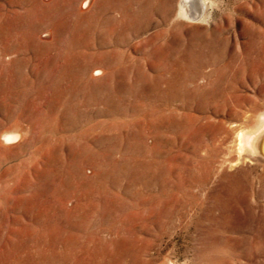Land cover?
Listing matches in <instances>:
<instances>
[{"label":"rangeland","instance_id":"374dc122","mask_svg":"<svg viewBox=\"0 0 264 264\" xmlns=\"http://www.w3.org/2000/svg\"><path fill=\"white\" fill-rule=\"evenodd\" d=\"M24 1L29 4L31 0ZM37 1L40 5L43 3L42 8L48 11L58 5L69 10L71 14L68 17L63 15L64 21L75 22L82 31L71 34L72 37L61 36L56 32L55 20L43 25L38 19L35 21L38 27L35 37L22 39L23 51L19 54L10 50L0 52V134H5L7 130V134L21 137L8 144L0 142V232L8 242L7 248L16 242L24 226L38 230L44 221L50 224L61 219L65 221L68 216H77L84 204H93L98 206L99 235L107 239L119 238L130 248L133 240L135 247L137 244L145 249L141 253L144 264H264V158L252 155L246 148L241 149L240 144V137L245 132L254 131L260 114L264 112V0H202L206 20L199 22L177 15L181 0H159L158 6L149 14H142V17L133 14L139 0H78L76 7L80 15H75L65 0ZM26 3L22 0H0V24L4 23L3 15L7 12V16L15 12L25 13L29 7ZM158 33L161 36H157ZM195 41L200 44L194 45L196 52L191 60L194 63L198 60L196 65L207 64L199 78L188 86L182 85L183 80H180L181 85L170 91L164 81L156 87V79H170L174 74L166 70V61L182 60ZM58 44L61 48L67 44L68 56L77 59L75 62L85 73V79L81 81H87V86L71 89L64 82L65 94L50 86L54 75L45 67V59L58 57ZM18 57L30 58L22 73L10 66L6 71L5 64L9 65ZM35 57L40 59L35 61ZM212 60H216L213 66ZM252 61H257V73L237 70L239 66H249ZM227 64L234 65L233 70L227 71V78H231L227 79L224 75L220 86H212L211 80L216 79L211 75L212 71H221ZM196 65L191 66L189 71L198 67ZM96 69H103L105 73L95 75L93 71ZM181 75L183 79L185 74ZM169 114L173 115L171 128L167 127L164 119ZM181 127L191 132L192 140L185 139ZM84 146H89L91 152L99 153L101 160L105 157L127 165L122 169L119 168L121 165L109 168L102 179L96 157L90 156L81 163L85 157ZM170 157L175 163L168 162ZM71 174H76L85 182H100L103 191L99 192L100 195L97 193L90 203L77 190L65 195L66 190L71 189ZM167 176L170 178L166 179ZM150 205L161 206L165 214L156 218ZM137 217L148 221L157 219L160 225L137 221ZM114 222L119 226L113 227ZM134 237L138 240L134 241ZM122 239H125L124 242Z\"/></svg>","mask_w":264,"mask_h":264},{"label":"bare ground","instance_id":"6f19581e","mask_svg":"<svg viewBox=\"0 0 264 264\" xmlns=\"http://www.w3.org/2000/svg\"><path fill=\"white\" fill-rule=\"evenodd\" d=\"M78 0H65L66 5H68V7L70 9H72L75 15H80V13L77 12V7H76V3ZM88 1V0H86ZM94 1V0H93ZM129 1V0H128ZM173 1V0H172ZM62 2V1H61ZM158 2H160L159 0H139L137 2V7L135 10V13H133L134 15L138 16V17H142V14H149L150 12H152L157 6H158ZM18 3V2H17ZM22 3H26L24 0H22ZM45 3V2H44ZM164 3V2H163ZM21 4V3H20ZM27 4V3H26ZM32 4V5H30ZM115 4V3H114ZM133 4V3H132ZM22 5V4H21ZM25 5V4H24ZM29 7L26 9L25 13H18L15 12L12 16H7L9 13L7 12V15H3V17L5 18V21L3 24H0V52L4 53L8 50H10L11 52L15 53V54H19L21 51L24 50L25 46H23L22 44V39L25 40L28 38H34L35 34H36V29L38 28L37 25L35 24V21L40 19L39 21H42L43 25L44 24H48L49 22H52V20H55V24H56V32L57 34H61V36H69L71 34H74L76 32H81L82 28H79V26H77L75 24V22H65L64 21V17L63 15H67V17L69 16L70 11L69 10H65L64 8H61L59 5L58 6H54L53 8H51L50 11H48L45 8H42L41 5H43V3L40 5V2L38 3L37 0H34L32 2V0L30 1L29 4H27ZM116 6V5H115ZM168 6V5H167ZM205 4L202 3V0H181L180 5H179V9H178V13L177 15L184 18V19H188V20H192V21H205L206 17H205V13H204V8ZM24 7V6H23ZM22 7V9H23ZM26 7V6H25ZM64 7V5H63ZM119 7V6H118ZM131 7V6H130ZM122 8V7H121ZM133 8V7H132ZM168 8V7H167ZM68 9V8H67ZM118 9V8H117ZM116 9V10H117ZM129 9V8H128ZM159 9V8H158ZM110 10V9H109ZM125 10V9H124ZM158 11V10H157ZM51 12V13H50ZM206 12V11H205ZM6 13V12H5ZM72 13V14H73ZM120 13V12H119ZM168 13V12H167ZM124 14V13H123ZM129 14V13H128ZM132 15V14H131ZM167 15V14H166ZM127 16V15H126ZM112 17V16H111ZM125 17V15H124ZM167 17V16H166ZM165 17V18H166ZM145 18V17H144ZM104 19V18H102ZM125 19V18H124ZM67 20V19H66ZM79 20V19H78ZM105 20V19H104ZM167 20V19H165ZM2 21V20H1ZM91 21V20H90ZM89 21V22H90ZM100 21V20H99ZM142 21V20H141ZM37 22V21H36ZM92 22V21H91ZM41 23V22H40ZM95 23V22H94ZM98 23V22H97ZM117 23V22H116ZM103 24V23H102ZM139 24V23H138ZM181 24V23H180ZM99 25V24H98ZM112 25H114L112 23ZM145 25V24H144ZM81 26V25H80ZM91 26V25H90ZM95 26V25H94ZM110 26V25H109ZM37 27V28H36ZM46 27V26H45ZM117 27V25H116ZM115 27V28H116ZM141 27V26H140ZM40 28V27H39ZM85 28V27H84ZM93 28V27H92ZM95 28V27H94ZM48 29V28H47ZM48 32V31H47ZM159 32V31H158ZM52 33V32H51ZM98 33V32H97ZM48 34V33H47ZM50 35V34H48ZM55 35V34H54ZM77 35V34H76ZM79 35V34H78ZM77 35V36H78ZM51 36V35H50ZM53 36V35H52ZM59 36V35H58ZM85 36V35H84ZM157 36H161V33H158ZM72 37V35H71ZM75 37V36H74ZM73 37V38H74ZM25 38V39H24ZM56 39V38H55ZM69 39V38H68ZM197 39V38H196ZM57 40V39H56ZM71 40V39H70ZM164 40V39H163ZM51 41V40H50ZM159 41V40H158ZM205 41V40H204ZM211 41V40H210ZM34 42V41H33ZM55 42V41H54ZM61 42V41H60ZM69 42V41H68ZM86 42V41H85ZM26 43V42H24ZM74 43V42H73ZM203 43V42H202ZM209 43V42H208ZM60 44V43H59ZM58 44V57H49L47 59H45L47 62H45L46 66L49 70L52 71L54 78L52 81V83L50 84V86L53 87H57L58 90L60 91V93H64V88L63 83L67 82L68 85L71 87V89L73 88H77L78 86H87L88 83H85L87 81H81L84 78V71L83 69H80V66L75 62V57H69L68 55L70 54V52L66 49L68 46L67 43L65 45H63V48H61ZM195 44H200V42L195 41L193 43V47L191 46L190 50H188L186 52L185 57L183 56L182 60H180L178 62V59H168L166 61V65L165 68L167 71H169L171 74L174 72V74L171 76L170 79H163V78H158L156 79V87H159L160 84L162 83V81H164L166 83V86L168 87V90L170 91V89H174L176 88V86L181 85V83L179 82L180 80L182 81V85L184 86H188V83L190 84L191 82L195 81V79L203 73V68L207 65L205 64H200L198 65V67L193 68L192 71L190 67L193 65H196V60L195 63L191 60L194 57V49L196 48L194 45ZM219 44V43H218ZM73 45V44H72ZM184 45V44H183ZM183 45H181L180 47H182ZM190 45V44H189ZM188 45V46H189ZM216 45V44H215ZM62 46V44H61ZM77 46V45H76ZM82 46V45H81ZM86 46V45H85ZM88 46V45H87ZM153 46V45H152ZM171 46V45H170ZM207 46V45H206ZM218 46V45H217ZM83 47V46H82ZM80 47V48H82ZM174 47V46H173ZM185 47V45H184ZM183 47V48H184ZM263 47V46H262ZM72 48V47H71ZM86 48V47H85ZM152 48V47H151ZM221 48V47H220ZM253 48V46H252ZM27 49V48H26ZM45 49V48H44ZM48 49V48H47ZM46 49V50H47ZM83 49V48H82ZM201 49V48H200ZM218 49V48H217ZM224 49V48H221ZM211 50V49H210ZM214 50V49H213ZM155 51V50H154ZM180 51V50H179ZM198 51V50H197ZM222 51V50H221ZM220 51V52H221ZM173 52V51H172ZM210 52V51H209ZM217 52V51H216ZM24 53V52H23ZM152 53V52H151ZM150 53V54H151ZM223 53V52H222ZM48 54V53H47ZM149 54V53H148ZM147 54V55H148ZM176 54V53H175ZM219 54V53H218ZM38 55V54H37ZM89 55V54H88ZM146 55V56H147ZM155 55V54H154ZM169 55V54H168ZM177 55V54H176ZM55 56V55H54ZM65 56V57H64ZM156 56V55H155ZM167 56V55H166ZM181 56V55H180ZM171 57V56H170ZM201 57V56H200ZM1 58V57H0ZM6 58V57H5ZM35 61L40 59V57H35ZM198 58V57H197ZM246 58V57H245ZM28 60H26V57H18L16 59H14L11 63H9V65H6L5 62V70L8 71L9 70V66L10 67H14L16 71L22 73V69L28 65V63L30 62V58L27 57ZM247 59V58H246ZM256 59V58H255ZM77 60V59H76ZM85 60V59H84ZM114 60V59H113ZM153 60V59H152ZM232 60V59H231ZM238 60V59H237ZM242 60V59H241ZM250 60V59H249ZM151 61V58H150ZM162 61V60H161ZM206 61V60H205ZM236 61V60H235ZM3 62V61H2ZM38 62V61H37ZM163 62V61H162ZM202 62V60L200 61ZM39 63V62H38ZM155 63V62H154ZM248 63V62H247ZM255 63V64H254ZM1 64V63H0ZM216 64V60H212L211 61V66ZM258 64H260V61L258 62ZM111 65V64H110ZM113 65V64H112ZM161 65V64H160ZM196 65V66H197ZM237 65V63H236ZM235 65V67H236ZM239 65V64H238ZM249 66H239L238 67V71H240L241 73H255L256 72V67L255 65H257V61H252L250 64L248 63ZM262 64H260L261 66ZM35 66V65H34ZM92 66V65H91ZM122 66V65H121ZM155 66V65H153ZM259 66V67H260ZM93 67V66H92ZM258 67V68H259ZM37 68V67H36ZM91 68V67H90ZM109 68V67H108ZM124 68V67H123ZM192 68V67H191ZM234 69V65L233 64H227L224 66V68H222L221 71L219 70H214L212 71L213 74L216 76V79L211 80V84L214 87H218L220 86L223 82V80L221 81V78L226 75V78L228 77L227 75V71L233 70ZM35 69V68H34ZM161 69V68H160ZM196 69V70H195ZM14 70V69H13ZM107 70V69H106ZM109 70V69H108ZM116 70V69H115ZM205 70V68H204ZM229 70V71H230ZM105 71V70H104ZM103 69H96L94 70V74L95 75H100L103 72ZM163 71V70H162ZM211 72V73H212ZM234 72V71H233ZM1 73V70H0ZM4 73V72H3ZM105 73V72H104ZM185 74L184 78H182V75L179 76L180 74ZM240 73V74H241ZM257 73V72H256ZM8 74V73H7ZM233 74V73H232ZM4 75V74H3ZM47 75V74H46ZM163 75V74H162ZM210 74H207L209 79L211 78ZM37 76V75H36ZM44 76V75H42ZM49 76V75H48ZM206 76V77H207ZM3 77V76H1ZM7 77V76H6ZM24 77V76H23ZM22 77V78H23ZM45 77V76H44ZM51 77V76H50ZM119 77V76H118ZM163 77V76H162ZM21 78V79H22ZM49 78V77H48ZM113 78V77H112ZM231 78V76L229 77ZM227 78V79H229ZM235 78V75H234ZM237 78V77H236ZM9 79V78H8ZM16 79V78H15ZM1 80V79H0ZM50 80V79H49ZM76 80V81H74ZM87 80V79H86ZM198 80V79H197ZM202 80V79H201ZM8 81V80H6ZM5 81V82H6ZM12 81V80H11ZM17 81V80H16ZM25 81V80H24ZM40 81V80H39ZM43 81V80H42ZM2 82V81H0ZM21 82V81H20ZM141 82V81H140ZM208 82V81H207ZM232 80L229 83V87L230 89L232 88ZM19 83V82H18ZM30 84H32L31 82H29ZM39 83V82H38ZM201 83V82H200ZM226 83V82H225ZM228 83V82H227ZM25 84V83H24ZM27 84V83H26ZM65 84V83H64ZM6 85V84H5ZM10 85V84H9ZM148 85V84H147ZM151 85V83H150ZM149 85V86H150ZM154 85V84H152ZM209 85V84H208ZM7 86V85H6ZM5 86V87H6ZM24 86V85H23ZM29 86V85H28ZM207 86V85H206ZM3 87V86H2ZM25 87V86H24ZM31 87V85H30ZM115 87V86H114ZM143 87V86H141ZM180 87V86H179ZM178 87V88H179ZM197 87V86H196ZM225 87V86H224ZM8 88V87H7ZM23 88V87H22ZM36 88V87H35ZM42 88V87H41ZM48 88V87H47ZM147 88V87H146ZM223 88V87H222ZM39 89V88H38ZM43 89V88H42ZM46 89V88H45ZM117 89V88H116ZM205 89V87H204ZM229 89V88H228ZM11 90V89H10ZM19 90V89H18ZM17 90V91H18ZM49 90V89H48ZM53 90V89H52ZM115 90V89H114ZM178 90V89H177ZM206 90V89H205ZM220 90V89H219ZM225 90V89H224ZM23 91V90H22ZM152 91V90H151ZM173 91V90H172ZM234 91V90H233ZM117 92V91H116ZM160 92V91H159ZM187 92V90H186ZM194 92V91H193ZM225 92V91H224ZM231 92V91H230ZM229 92V93H230ZM6 93V92H5ZM55 93V92H53ZM57 93V92H56ZM152 93V92H151ZM162 93V92H161ZM183 93V92H182ZM33 94V93H32ZM38 94H40L38 92ZM65 94V93H64ZM134 94V93H133ZM140 94V93H139ZM150 94V93H149ZM154 94V93H153ZM157 94H159L157 92ZM175 94V93H174ZM189 94V93H188ZM199 94V93H198ZM202 94V93H201ZM207 94V92H206ZM231 94V93H230ZM3 95V94H2ZM141 95V94H140ZM139 95V96H140ZM170 95V94H169ZM168 95V96H169ZM196 95V94H195ZM203 95V94H202ZM227 95V93H226ZM225 95V96H226ZM229 95V94H228ZM17 96V95H16ZM150 96V95H149ZM155 96V94H154ZM163 96V95H162ZM185 96V95H184ZM200 96V95H199ZM211 96V95H210ZM218 96V95H217ZM111 97V96H110ZM167 97V96H166ZM4 98V97H3ZM20 98V97H19ZM59 98V97H58ZM66 98V97H65ZM79 98V97H78ZM97 98V97H96ZM113 98V97H112ZM148 98V97H147ZM146 98V99H147ZM150 98V97H149ZM154 98V97H153ZM179 98V97H177ZM193 98V97H192ZM191 98V100H192ZM34 99V98H33ZM39 99V97H38ZM41 99V98H40ZM45 99V98H44ZM171 99V98H170ZM174 99V98H173ZM220 99V98H219ZM7 100V99H6ZM16 100V99H15ZM25 100V99H24ZM143 100V99H142ZM157 100V99H156ZM182 100V99H181ZM189 100V98H188ZM215 100V99H214ZM39 101V100H38ZM91 101V100H90ZM173 101V100H172ZM210 101V100H209ZM216 101V100H215ZM224 101V99H223ZM24 102V101H23ZM50 102V101H48ZM87 102V101H86ZM95 102V101H94ZM97 102V101H96ZM110 102V101H109ZM163 101H161L162 103ZM189 102V101H187ZM7 103V102H6ZM20 103V102H19ZM36 103V102H35ZM44 103V102H43ZM93 103V102H92ZM150 103V102H148ZM160 103V102H159ZM166 103V102H165ZM185 103V102H184ZM191 103V101H190ZM215 103V102H214ZM27 102L25 103L26 106ZM61 104V103H60ZM65 104V103H64ZM152 104V103H151ZM150 104V105H151ZM156 104V103H155ZM188 104V103H187ZM164 105V104H163ZM170 105V104H169ZM192 105V104H191ZM7 106V105H6ZM162 106V105H160ZM166 106V105H165ZM188 106V105H187ZM12 107V106H11ZM17 107V106H16ZM19 107V106H18ZM40 107V106H39ZM148 107V106H147ZM150 107V106H149ZM186 107V106H185ZM190 107V106H189ZM9 108V106H8ZM13 108V107H12ZM157 108V107H156ZM162 108V107H161ZM193 108V107H192ZM61 109V108H60ZM154 109V108H153ZM168 109V107H167ZM14 110V109H13ZM20 110V109H19ZM148 110V108L146 109ZM152 110V109H151ZM157 110V109H156ZM8 111V110H7ZM23 111V110H22ZM60 111V110H58ZM155 111V110H154ZM9 112V111H8ZM45 112V111H44ZM55 112V111H54ZM143 112H145L143 110ZM157 112V111H156ZM22 113V112H21ZM47 113V112H46ZM176 113V112H175ZM19 114V113H18ZM40 114V113H39ZM189 114V113H188ZM17 115V114H16ZM48 115V114H47ZM55 115V114H54ZM37 116V115H35ZM143 116V115H142ZM148 116V115H147ZM178 116V115H177ZM186 116V115H184ZM192 116V115H191ZM11 117V116H10ZM14 117V116H13ZM58 117V116H57ZM158 117V116H157ZM163 117V115H162ZM161 117V118H162ZM20 118V117H19ZM22 118V117H21ZM44 118V117H43ZM72 118V117H71ZM70 118V120H71ZM75 118V117H74ZM78 118V117H77ZM148 118V117H147ZM166 118V119H165ZM175 118V117H174ZM179 118V117H178ZM46 119V118H45ZM164 119L167 122V127L171 128L173 126V115H166L164 116ZM180 119V118H179ZM185 119V118H184ZM44 120V119H43ZM59 120V119H58ZM69 120V121H70ZM73 120V119H72ZM56 121V120H54ZM125 121V120H124ZM42 122V120H41ZM49 122V121H47ZM59 122V121H58ZM67 122V121H66ZM75 122V121H74ZM117 122V121H116ZM146 122V121H144ZM153 122V121H152ZM259 123L256 125V128L254 129V131L251 133H247L245 132V135H242L240 137V144H241V149H248L249 153H251L252 155H262L264 158V112L260 114L259 116ZM57 123V122H55ZM80 123V122H79ZM120 123V122H119ZM133 123V122H132ZM138 123V122H137ZM135 123V124H137ZM143 123V122H141ZM156 123V122H155ZM154 123V124H155ZM195 123V122H194ZM36 124V123H35ZM108 124V123H107ZM118 124V123H117ZM121 124V123H120ZM118 124V125H120ZM127 124V123H126ZM129 124V123H128ZM150 124V123H149ZM162 124V123H161ZM39 125V124H38ZM37 125V126H38ZM53 125V124H52ZM57 125V124H56ZM97 125V124H96ZM116 125V124H115ZM133 125V124H132ZM138 125V124H137ZM144 125V124H143ZM160 125V124H159ZM177 125V124H175ZM179 125V124H178ZM182 125V124H180ZM186 125V124H185ZM194 125V124H193ZM20 126V125H19ZM41 126V125H40ZM48 126V125H47ZM54 126V125H53ZM103 126V125H102ZM125 126V125H123ZM98 127V126H97ZM104 127V126H103ZM106 127V126H105ZM108 127V126H107ZM145 127V126H144ZM155 127V126H154ZM14 128V126H13ZM17 128V127H15ZM14 128V129H15ZM39 128V127H38ZM54 128V127H53ZM96 128V127H95ZM94 128V129H95ZM121 128V127H120ZM135 128V127H134ZM147 128V127H146ZM166 128V127H165ZM167 128V129H168ZM191 128V127H190ZM47 129V128H45ZM50 129V128H49ZM63 129V128H62ZM130 129V128H129ZM137 129V128H136ZM166 129V130H167ZM182 132L184 133V137L185 139H191V132H188V129L185 127H181ZM11 130V129H10ZM17 130V129H16ZM22 130V128H21ZM48 130V129H47ZM99 130V128L97 129ZM102 130V129H101ZM100 130V131H101ZM157 130V129H156ZM199 130V129H198ZM251 130V129H250ZM36 131V130H35ZM53 131V130H52ZM74 131V130H72ZM122 131V130H121ZM158 131V130H157ZM180 131V130H179ZM195 131V129H194ZM4 132V131H3ZM7 132V130H6ZM5 132V133H6ZM9 132V131H8ZM17 132V131H16ZM41 132V131H40ZM75 132V131H74ZM87 132V131H86ZM110 132V130H109ZM116 132V131H115ZM250 132V131H249ZM42 133V132H41ZM52 133V132H51ZM54 133V132H53ZM72 133V132H71ZM81 133V132H80ZM79 133V134H80ZM84 133V132H83ZM163 133V132H162ZM168 133V132H167ZM166 133V134H167ZM176 133V132H175ZM244 133V132H243ZM247 133V134H246ZM13 134V133H12ZM10 134V140L13 141L16 139V137L18 135H12ZM16 134V133H14ZM34 134V133H33ZM38 134V133H37ZM141 134V133H140ZM158 134V133H157ZM171 134V133H170ZM181 134V133H180ZM196 134V133H195ZM41 135V134H40ZM55 135V133H54ZM92 135V134H90ZM96 135V133H95ZM108 135V134H107ZM115 135V134H114ZM162 135V134H161ZM177 135V134H176ZM47 136V135H46ZM63 136V135H62ZM70 136V135H69ZM68 136V137H69ZM75 136V135H73ZM99 136V135H98ZM122 136V135H121ZM142 136V135H141ZM183 136V135H182ZM42 137V136H41ZM39 137V138H41ZM44 137V136H43ZM58 137V136H57ZM66 137V138H68ZM86 137V136H85ZM140 137V136H139ZM177 137V136H176ZM21 138V137H19ZM60 138V137H59ZM64 138V137H63ZM80 138V137H78ZM82 138V137H81ZM80 138V139H81ZM109 138V137H108ZM113 138V137H112ZM133 138V137H132ZM143 138V136H142ZM42 139V138H41ZM48 139V138H47ZM58 139V138H57ZM71 139V138H70ZM65 140V138H64ZM69 140V139H68ZM73 140V139H72ZM95 140V139H94ZM133 140V139H132ZM184 140V139H183ZM192 140V139H191ZM44 141V140H43ZM71 141V140H70ZM81 141V140H79ZM83 141V140H82ZM88 141V140H87ZM111 141V140H110ZM109 141V142H110ZM113 141V140H112ZM142 141V140H141ZM159 141V140H158ZM180 141V140H179ZM78 142V141H77ZM86 142V141H85ZM92 142V141H91ZM107 142V141H106ZM120 142V141H119ZM177 142V141H176ZM13 143V142H12ZM40 143V142H39ZM55 143V140H54ZM76 143V142H75ZM84 143V142H83ZM90 143V142H89ZM50 144V143H49ZM52 144V143H51ZM108 144V143H107ZM135 144V143H134ZM133 144V146H134ZM138 144V143H137ZM163 144V143H162ZM167 144V143H166ZM46 145V144H45ZM57 145V144H56ZM64 145V144H62ZM76 145V144H75ZM105 145V144H104ZM158 145V144H157ZM86 146V145H85ZM83 147L84 150V154L85 157L83 158L84 160H87L90 156L96 157L98 159V166L101 169V175L103 174L102 179H104L105 175L104 173H106L109 168L114 169L115 167L120 166L119 168H124L127 163H116L112 162L109 158H103V160H101L99 158V153H94L89 151L90 148L88 146V148ZM113 147V145H111ZM64 147V146H63ZM93 147V146H92ZM136 147V145L134 146ZM180 147V146H179ZM81 148V147H80ZM115 148V147H114ZM123 148V147H122ZM125 148V147H124ZM141 148V147H140ZM239 148V147H238ZM54 149V148H53ZM61 149V148H60ZM110 149V148H109ZM130 149V148H129ZM147 149V148H146ZM159 149V148H158ZM161 149V148H160ZM36 150V149H35ZM80 150V149H79ZM112 150V149H111ZM131 150V149H130ZM144 150V149H143ZM44 151V150H43ZM93 151V149H92ZM136 151V150H134ZM246 151V150H245ZM19 152V151H17ZM40 152V151H39ZM75 152V151H74ZM101 152V151H100ZM145 152V151H144ZM149 152V151H148ZM147 152V153H148ZM152 152V151H151ZM150 152V153H151ZM158 152V151H156ZM42 153V151H41ZM46 153V152H45ZM53 153V152H52ZM78 153V152H77ZM126 153V152H123ZM129 153V152H128ZM138 153V152H137ZM56 154V153H55ZM64 154V153H62ZM116 154V152H115ZM121 154V153H120ZM34 155V154H33ZM39 155V154H38ZM43 155V154H42ZM57 155V154H56ZM108 155V154H107ZM113 155V154H112ZM129 155V154H128ZM127 155V156H128ZM136 155V154H135ZM144 155V154H142ZM151 155V154H150ZM160 155V154H159ZM248 155V154H247ZM64 156V155H63ZM121 156V155H120ZM139 156V155H137ZM38 157V156H37ZM40 157V156H39ZM38 157V158H39ZM53 158V156H50ZM61 157V156H60ZM80 157V156H79ZM249 157V156H248ZM31 158V157H30ZM34 158V157H33ZM76 158V157H75ZM258 158V157H257ZM50 159V158H49ZM67 159V158H66ZM121 159V158H120ZM138 159V158H137ZM147 159V158H146ZM145 159V160H146ZM155 159V158H154ZM30 160V159H29ZM32 160V159H31ZM42 160V159H41ZM58 160V159H57ZM126 160V159H125ZM152 160V159H151ZM256 160V159H255ZM25 161V160H23ZM64 161V160H63ZM62 161V162H63ZM93 161V160H92ZM123 161V160H122ZM138 161V160H137ZM140 161V160H139ZM142 161V159H141ZM156 161V160H154ZM257 161V160H256ZM264 161V160H262ZM34 162V161H33ZM45 162V161H44ZM47 162V161H46ZM86 162V161H85ZM168 162H172L175 163V160L170 157L168 159ZM260 162V161H259ZM39 163V162H38ZM66 163V162H65ZM131 163V162H130ZM135 163V162H134ZM133 163V164H134ZM142 163V162H141ZM145 163V162H144ZM143 163V164H144ZM21 164V163H20ZM29 164V163H28ZM32 164V163H31ZM68 164V163H67ZM132 164V165H133ZM166 164V163H165ZM168 164V163H167ZM46 165V164H45ZM48 165V164H47ZM54 165V164H52ZM56 165V164H55ZM69 165V164H68ZM131 165V164H130ZM129 165V166H130ZM149 165V164H148ZM162 165V164H161ZM164 165V164H163ZM49 166V165H48ZM70 166V165H69ZM115 166V167H114ZM128 166V167H129ZM153 166V165H152ZM155 166V165H154ZM159 166V165H158ZM28 167V166H26ZM36 167V166H35ZM40 167V166H39ZM131 167V166H130ZM146 167V166H145ZM170 167V166H169ZM19 168V166H18ZM25 168V167H24ZM53 168V167H52ZM79 168V167H78ZM118 168V167H117ZM138 168V167H137ZM140 168V167H139ZM150 168V167H149ZM148 168V169H149ZM10 169V168H9ZM35 169V168H34ZM46 169V168H45ZM44 169V170H45ZM56 169V168H55ZM126 169V168H125ZM146 169V168H145ZM8 170V169H7ZM13 170V169H12ZM18 170V169H17ZM51 170V169H49ZM120 170V169H119ZM151 170V169H150ZM160 170V169H159ZM189 170V169H187ZM54 171V170H53ZM56 171V170H55ZM96 171V170H95ZM98 171V170H97ZM141 171V170H140ZM143 171V170H142ZM203 171V170H202ZM16 172V171H15ZM24 172V171H23ZM59 172V171H58ZM69 172V171H68ZM128 172V171H127ZM133 172V171H132ZM145 172V171H144ZM168 172V171H167ZM5 173V171H4ZM7 173V172H6ZM17 173V172H16ZM28 173V170H27ZM50 173V172H49ZM65 173V172H64ZM79 173V172H78ZM134 173V172H133ZM143 173V172H142ZM141 173V175H142ZM169 173V172H168ZM3 174V173H2ZM9 174V173H8ZM58 174V173H57ZM67 174V173H66ZM132 174V173H131ZM173 174V173H172ZM55 175V174H53ZM76 174H71V189L66 190L65 195L70 194L71 192H75L74 190L80 191V193L83 195V197L85 198V200H87L88 203L92 202V199L95 197V195L99 192L101 193V191H103V188L101 187V185L99 183H91L90 181H83L81 178H78L75 176ZM81 175V174H80ZM100 175V176H101ZM115 175V174H114ZM113 175V176H114ZM118 175V174H117ZM18 176V175H17ZM43 175H41L42 177ZM92 176V175H91ZM24 177V176H23ZM32 177V176H31ZM30 177V178H31ZM48 177V175H47ZM59 177V176H58ZM62 177V175H61ZM108 177V176H107ZM131 177V176H130ZM141 177V176H140ZM145 177V176H143ZM151 177V176H150ZM52 178V177H51ZM89 178V177H88ZM148 178V177H147ZM170 178V176H169ZM168 176L166 179H169ZM181 178V177H180ZM188 178V177H187ZM6 179V178H5ZM16 179V178H15ZM27 179V178H26ZM49 179V177L47 178V180ZM61 179V178H60ZM92 179V178H91ZM99 179V178H98ZM107 179V178H106ZM115 179V178H114ZM137 179H139L137 177ZM184 179V177H183ZM3 180V179H2ZM22 179H20L21 181ZM30 180V179H29ZM32 180V179H31ZM41 180V179H40ZM63 180V179H62ZM70 180V179H69ZM118 179H116L117 181ZM19 181V180H16ZM66 181V180H65ZM113 181V178H112ZM115 181V182H116ZM134 181V180H133ZM143 181V180H142ZM148 181V180H146ZM159 181V179H158ZM180 181V180H179ZM13 182V181H12ZM55 182V181H54ZM57 182V181H56ZM61 182V181H60ZM151 182V181H150ZM153 182V181H152ZM163 182V181H162ZM15 183V182H14ZM17 183V182H16ZM19 183V182H18ZM113 183V182H112ZM154 183V182H153ZM164 183V182H163ZM168 183V182H167ZM178 183V182H177ZM27 184V183H26ZM38 184V183H37ZM61 184V183H60ZM65 184V183H64ZM102 184V183H101ZM129 184V183H128ZM131 184V183H130ZM135 184V183H134ZM144 184V183H143ZM28 185V184H27ZM26 185V186H27ZM46 185V184H45ZM62 185V184H61ZM107 185V184H106ZM175 186V184H173ZM181 185V184H180ZM187 185V184H186ZM20 186V185H19ZM25 186V185H24ZM52 186V185H51ZM122 186V185H120ZM135 186V185H134ZM147 186V185H146ZM164 186V185H163ZM13 187V186H12ZM22 187V185H21ZM32 187V186H31ZM43 187V186H42ZM116 187V186H115ZM133 187V186H132ZM179 187V186H178ZM68 188V187H67ZM127 188V187H126ZM167 188V186H166ZM171 188V187H170ZM8 189V188H7ZM128 189V188H127ZM141 189V187H140ZM168 189V188H167ZM6 190V189H5ZM10 190V189H9ZM14 190V189H13ZM51 190V189H50ZM113 190V189H112ZM118 190V189H117ZM162 190V189H161ZM165 190V189H164ZM173 190V189H172ZM56 191V190H55ZM177 191V190H176ZM13 192V191H12ZM17 192V191H16ZM48 192V191H47ZM108 192V191H107ZM139 192V191H138ZM146 192V191H145ZM169 192V191H168ZM171 192V191H170ZM4 193V192H2ZM10 193V192H9ZM78 193V195L80 194ZM133 193V191L131 192ZM142 193V192H141ZM147 193V192H146ZM164 193V192H163ZM182 193V192H180ZM186 193V192H185ZM25 194V193H24ZM76 194V193H75ZM103 194V193H102ZM115 194V192H114ZM32 195V194H31ZM100 195V194H99ZM168 195V193H167ZM171 195V194H170ZM3 195H1L2 197ZM8 196V195H7ZM25 196V195H24ZM34 196V195H33ZM113 196V195H112ZM116 196V195H115ZM147 196V195H146ZM162 196V195H161ZM166 196V195H165ZM30 197V196H29ZM32 197V196H31ZM49 197V196H48ZM80 197V196H79ZM98 197V196H97ZM133 197V196H132ZM6 198V197H5ZM8 198V197H7ZM14 198V197H13ZM38 198V197H37ZM78 198V197H77ZM137 198V197H136ZM144 198V197H143ZM15 199V198H14ZM21 199V198H20ZM25 199V198H24ZM28 199V198H27ZM46 199V198H45ZM56 199V198H55ZM97 199V198H95ZM99 199V198H98ZM112 199V198H111ZM135 199V198H134ZM142 199V198H141ZM147 199V198H146ZM152 199V197L150 198ZM160 199V198H159ZM2 200V199H1ZM16 200V199H15ZM43 200V199H42ZM50 200V199H49ZM48 200V201H49ZM123 200V199H122ZM144 200V199H143ZM156 200V199H155ZM40 201V200H39ZM45 201V200H44ZM45 201V202H48ZM84 201V200H82ZM97 201V200H96ZM95 201V202H96ZM106 201V200H105ZM136 201V200H135ZM168 201V200H167ZM2 202V201H1ZM20 202V201H19ZM33 202V201H31ZM30 202V203H31ZM38 202V201H37ZM52 202V201H51ZM81 202V201H80ZM100 202V201H99ZM98 202V203H99ZM118 202V201H117ZM150 202V201H149ZM17 203V202H15ZM27 203V202H26ZM41 203V202H40ZM55 202H53L54 204ZM79 203V202H78ZM84 203V202H83ZM82 203V205H83ZM87 203V204H88ZM135 203V202H134ZM142 203V202H140ZM153 203V202H152ZM6 204V203H5ZM9 204V203H7ZM12 204V203H11ZM38 204V203H37ZM128 204V203H127ZM155 204V203H154ZM27 205V204H26ZM43 205V204H42ZM41 205V206H42ZM46 205V204H45ZM77 205V204H76ZM108 205V204H107ZM121 205V204H120ZM152 205V204H151ZM150 205V206H151ZM3 206V205H2ZM9 206V205H8ZM7 206V207H8ZM55 207V205H53ZM75 206V205H74ZM73 206V207H74ZM100 206V205H99ZM104 206V205H103ZM113 206V205H112ZM132 206V205H131ZM144 206V205H143ZM146 206V205H145ZM10 207V206H9ZM108 207V206H107ZM106 207V208H107ZM39 208V207H38ZM42 207H40L41 209ZM45 208V207H44ZM60 208V207H59ZM77 208V207H76ZM82 209L79 208L80 213L75 216V217H69L65 218V221L58 220V221H53L52 224H50L49 221H42L43 224L41 226L40 229H36L34 227L30 228V226H24L22 228V231L20 229V235L18 236L16 242L10 244V247L7 248L8 246V242H6L5 240V236L3 233L0 232V264H113V263H118V264H126V263H133V264H144V260L141 258V253L143 250L140 248L137 244L135 247L134 246V242L132 240V246L130 248V246L128 247L127 245L125 246V243H121V241H119V238H111V239H107L104 237H101V235H99V230L97 231V222L99 221L98 217L96 218V216L98 215L97 212V208L98 206L96 205H83L81 207ZM119 208V207H118ZM151 208V213H153L156 218L162 216L165 214V211L162 209V207H149ZM140 209V208H139ZM18 210V209H17ZM33 210V208H32ZM44 210V209H43ZM92 210V211H91ZM105 210V209H104ZM121 210V209H120ZM119 210V211H120ZM4 211V210H3ZM22 211V210H21ZM20 211V213H21ZM27 211V208H26ZM106 211V210H105ZM6 212V210H5ZM7 212H11V211H7ZM34 212V211H32ZM45 212V211H44ZM50 212V211H49ZM52 212V211H51ZM72 212V211H71ZM75 212V211H74ZM78 212V211H77ZM107 212V211H106ZM112 212V211H111ZM48 213V212H47ZM68 213V212H66ZM70 213V212H69ZM119 213V212H118ZM133 213V212H132ZM135 213V212H134ZM176 213V212H175ZM5 214V213H3ZM38 214V213H37ZM50 214V213H49ZM49 214H47L49 216ZM55 214V213H54ZM53 214V216H54ZM71 214V213H70ZM101 214V213H100ZM108 214V213H107ZM113 214V213H112ZM127 214V213H126ZM60 215V214H59ZM32 216V215H31ZM38 216V215H37ZM46 217V215H43ZM99 216V215H98ZM109 216V215H108ZM7 217V216H5ZM35 217V216H34ZM41 217V215H40ZM44 217V218H45ZM67 217V216H66ZM116 217V216H115ZM121 217V216H120ZM153 217V216H152ZM32 218V217H31ZM117 218V217H116ZM135 218V217H134ZM138 218V217H137ZM149 218V217H148ZM170 218V217H169ZM1 219V218H0ZM34 219V218H33ZM41 219V218H40ZM122 219V218H121ZM131 219V218H130ZM168 219V218H167ZM47 220V219H45ZM51 220V219H50ZM110 220V219H109ZM134 220V219H133ZM137 221H141V222H145L147 224L150 223V225L155 224L157 222L158 224V220L157 219H150L149 221L145 218H138L136 219ZM30 221V220H29ZM41 221V220H40ZM105 221V219H104ZM107 221V220H106ZM32 222V221H31ZM100 222H102L100 220ZM110 222V221H109ZM121 222V221H120ZM123 222V221H122ZM125 222V221H124ZM130 222V221H129ZM134 222V221H133ZM169 222V221H168ZM4 224V223H3ZM27 224V223H26ZM108 224V223H107ZM124 224V223H123ZM135 224V223H134ZM133 224V225H134ZM142 225V224H141ZM146 225V224H145ZM160 225V223L158 224ZM36 226V225H35ZM109 226V225H108ZM118 223L113 224V227H118ZM1 227V226H0ZM37 227H39L37 225ZM121 227V226H120ZM141 227V226H140ZM168 227V226H167ZM5 228V227H4ZM108 228V227H107ZM154 228V227H153ZM109 229V228H108ZM113 229V228H112ZM120 229V228H119ZM123 229V228H122ZM251 229V228H250ZM145 230V229H144ZM103 231V230H102ZM106 231V230H105ZM128 231V229H127ZM132 231V230H131ZM146 231V230H145ZM9 232V231H8ZM125 232V231H124ZM141 232V231H140ZM101 233V232H100ZM160 233V232H159ZM127 234V232H126ZM134 236H136V234L132 233ZM8 235V234H7ZM17 235V234H16ZM118 235V234H117ZM127 236V235H126ZM130 236V235H129ZM213 236V235H212ZM10 237V236H9ZM138 237V236H137ZM133 238V236H132ZM211 238V237H210ZM257 238V237H256ZM13 239V237L11 238ZM121 240V239H120ZM125 239H122V241L124 242ZM138 240V239H137ZM135 240L134 237V241ZM213 240V239H212ZM251 240V239H250ZM253 240V239H252ZM127 241V240H126ZM251 243V242H250ZM123 245V246H122ZM127 247V248H126ZM207 247V246H206ZM259 247V246H258ZM226 248V247H225ZM201 251V250H200ZM145 252V251H144ZM245 252V251H244ZM229 253V252H228ZM248 253V251H247ZM205 254V253H204ZM250 255V254H249ZM206 256V255H205ZM212 256V255H211ZM129 257V261L126 260V258ZM255 257V256H254ZM207 258V257H206ZM258 260V259H257ZM260 260V259H259ZM254 261V260H253ZM255 262V261H254ZM253 262V263H254ZM207 263V262H206Z\"/></svg>","mask_w":264,"mask_h":264},{"label":"clouds","instance_id":"9594fccd","mask_svg":"<svg viewBox=\"0 0 264 264\" xmlns=\"http://www.w3.org/2000/svg\"><path fill=\"white\" fill-rule=\"evenodd\" d=\"M17 139H19V136L16 137ZM0 142H3L5 144H8L11 142L10 140V134H0ZM171 264H175V262H171ZM185 264H187V262H185Z\"/></svg>","mask_w":264,"mask_h":264}]
</instances>
